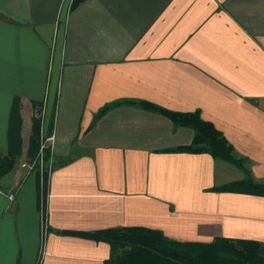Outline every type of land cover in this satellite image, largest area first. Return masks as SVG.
Wrapping results in <instances>:
<instances>
[{"label": "crops", "instance_id": "0c3cea01", "mask_svg": "<svg viewBox=\"0 0 264 264\" xmlns=\"http://www.w3.org/2000/svg\"><path fill=\"white\" fill-rule=\"evenodd\" d=\"M0 0V152L14 96L24 151L32 102L52 119L45 230L35 173L0 179V264H104L105 241L80 235L145 226L178 241L264 242V197L212 190L242 179L206 152H174L194 131L140 99L199 110L264 180V0ZM11 196V197H10Z\"/></svg>", "mask_w": 264, "mask_h": 264}, {"label": "trees", "instance_id": "16d2710c", "mask_svg": "<svg viewBox=\"0 0 264 264\" xmlns=\"http://www.w3.org/2000/svg\"><path fill=\"white\" fill-rule=\"evenodd\" d=\"M83 0H72L75 7ZM2 15L0 14V18ZM120 105L139 107L168 117L174 126H187L193 129L191 142L170 148L174 152H206L213 158L230 162L240 168L245 176L230 181L212 190L252 194L264 197V180H256L249 168L246 157L236 154L233 146L211 123L200 116L199 110L190 112L172 111L154 103L140 99H118L102 106L93 116L92 123L107 110ZM34 113L31 116L30 132L24 151L21 135L22 116L19 96H14L8 117L7 146L0 152V179L12 171L25 154L37 179L38 208L45 213L48 174L41 175L38 162L40 142L52 131V119L43 131L41 105L32 102ZM48 155L49 149L46 150ZM71 153L58 157V165L72 160ZM80 235L105 241L110 253L104 264H264V242L254 239L227 238L218 236L207 242L178 241L165 236L160 230L145 226H118L97 231L83 232Z\"/></svg>", "mask_w": 264, "mask_h": 264}, {"label": "rangeland", "instance_id": "374dc122", "mask_svg": "<svg viewBox=\"0 0 264 264\" xmlns=\"http://www.w3.org/2000/svg\"><path fill=\"white\" fill-rule=\"evenodd\" d=\"M31 115H33V114H31ZM29 132H30V129H29ZM45 138H43L41 140V142H40V149H39V152H38V162H39V165H40L41 175L43 173H45V172L48 174L49 171L58 163V159H55L52 156V154H51L50 151H49V153L47 155L46 150L47 149H50V146H49V142L46 141ZM42 145H44L43 148H42ZM19 162L25 163L27 165L28 169L31 172L33 171V170H31V165L26 162L25 154L22 155V157L19 159ZM42 222H45V213H42ZM43 230H44V226H43Z\"/></svg>", "mask_w": 264, "mask_h": 264}, {"label": "built area", "instance_id": "2783aa9c", "mask_svg": "<svg viewBox=\"0 0 264 264\" xmlns=\"http://www.w3.org/2000/svg\"><path fill=\"white\" fill-rule=\"evenodd\" d=\"M46 141L49 142V146H52L53 141H54V135L51 133L49 136H47ZM44 147V145H42V148ZM11 197V196H10ZM44 224V225H43ZM42 225L44 226V230H45V222H42Z\"/></svg>", "mask_w": 264, "mask_h": 264}]
</instances>
